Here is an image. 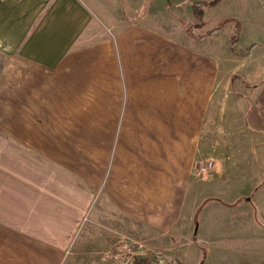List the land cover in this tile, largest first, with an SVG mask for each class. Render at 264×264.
<instances>
[{
  "label": "crops",
  "instance_id": "0c3cea01",
  "mask_svg": "<svg viewBox=\"0 0 264 264\" xmlns=\"http://www.w3.org/2000/svg\"><path fill=\"white\" fill-rule=\"evenodd\" d=\"M103 1L0 0V264H64L110 213L139 258L264 244L259 35L209 7L197 27Z\"/></svg>",
  "mask_w": 264,
  "mask_h": 264
},
{
  "label": "rangeland",
  "instance_id": "374dc122",
  "mask_svg": "<svg viewBox=\"0 0 264 264\" xmlns=\"http://www.w3.org/2000/svg\"><path fill=\"white\" fill-rule=\"evenodd\" d=\"M161 0H113L118 4L120 16L137 17L144 15L147 11L160 15L163 19L172 18L178 15L182 19H188L192 15V3L194 1H212V0H165L166 7L161 6ZM181 1V8L174 5L168 6L169 2ZM104 2V1H103ZM112 0H105L104 5H111ZM189 5H191L189 7ZM191 8V11L189 9ZM206 8H204L205 10ZM210 24H218L220 16L231 17L244 24L245 29L255 30L259 35V41L264 44V0H221L216 6L209 7L206 10ZM231 24L235 26V20ZM213 20V21H212ZM232 26V27H233ZM2 69V56L0 55V72ZM210 190V191H209ZM200 197L203 198L208 192L211 196H218L225 201L223 186L216 184H201ZM235 194V193H233ZM256 195L253 196V201ZM99 221L91 220L87 228L79 234L73 243V247L67 256L64 264H122L128 260L131 254H125L118 263L108 259L107 254L122 244H130L134 237L127 220L120 218L117 214ZM193 229V228H192ZM193 232V230H192ZM189 234V240L192 236ZM203 238L199 235V239ZM182 248V261L179 264H263L264 261L260 255L261 242H249L253 247L245 249V243H230L226 249L212 248V243L201 239L200 242H194L191 245L184 243ZM247 245V244H246ZM210 253H209V252ZM208 252V253H207ZM139 257V256H137ZM151 264H156L154 256L148 258Z\"/></svg>",
  "mask_w": 264,
  "mask_h": 264
},
{
  "label": "built area",
  "instance_id": "2783aa9c",
  "mask_svg": "<svg viewBox=\"0 0 264 264\" xmlns=\"http://www.w3.org/2000/svg\"><path fill=\"white\" fill-rule=\"evenodd\" d=\"M212 166V162L199 163L193 168V171L197 174H205L211 170ZM139 249H142V245L140 243L122 244L110 251L107 254V257L115 263H118L123 259L125 254H131L130 258L122 264H134L135 260L139 258L137 257V251ZM154 259L156 260V264H179L178 259L170 254L160 253L156 255V257L154 256Z\"/></svg>",
  "mask_w": 264,
  "mask_h": 264
},
{
  "label": "trees",
  "instance_id": "16d2710c",
  "mask_svg": "<svg viewBox=\"0 0 264 264\" xmlns=\"http://www.w3.org/2000/svg\"><path fill=\"white\" fill-rule=\"evenodd\" d=\"M221 0H212V1H196L193 3V13L196 19L195 26H202L203 25V15H204V8L207 7H214L216 6ZM134 264H151L147 258H137Z\"/></svg>",
  "mask_w": 264,
  "mask_h": 264
},
{
  "label": "bare ground",
  "instance_id": "6f19581e",
  "mask_svg": "<svg viewBox=\"0 0 264 264\" xmlns=\"http://www.w3.org/2000/svg\"><path fill=\"white\" fill-rule=\"evenodd\" d=\"M197 239V238H196ZM149 258V257H148Z\"/></svg>",
  "mask_w": 264,
  "mask_h": 264
}]
</instances>
